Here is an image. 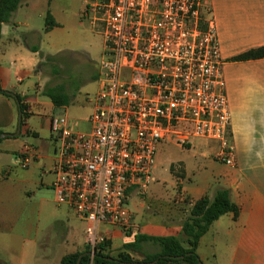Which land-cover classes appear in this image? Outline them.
<instances>
[{
	"label": "crops",
	"instance_id": "crops-1",
	"mask_svg": "<svg viewBox=\"0 0 264 264\" xmlns=\"http://www.w3.org/2000/svg\"><path fill=\"white\" fill-rule=\"evenodd\" d=\"M210 7L224 61L222 71L231 112L234 163L227 165L215 158L220 148L217 143L196 141L195 147L208 160L202 166L201 184L181 188L172 196H178L183 207L159 214L151 204L164 196L162 190L152 185L154 180L143 198L148 200L147 205L137 201L131 208L134 224L129 233L115 227H101L113 254L123 251L138 235L181 238L183 223L190 217L194 204L226 190L239 208L238 215H222L201 238L197 248L201 263L264 264V59L230 62L249 50L264 47V0H210ZM48 14L55 26L45 31L46 20L44 28L36 22L45 15L47 19ZM86 28L95 33L101 29L86 14V0H24L12 22L2 27L0 84L3 90L24 98L29 116L18 136L0 140V264H61L64 257L83 252L87 247L85 230L80 232L66 224H63V239L54 241L50 233L42 236L37 206L29 204L25 196L29 193H22V188L10 180L13 170L9 163H4L9 157L12 161L14 156L13 166L20 167L18 159L27 145L20 137L34 133V138L41 140V147L33 146L36 159L27 168H20L29 170L37 162L44 172L42 187L52 189L54 180L46 183L45 179L56 162L50 133L53 117L45 120L43 115L56 107L44 92L47 100L41 102L39 66L44 58L80 54L75 48L79 43L76 35ZM68 35L76 39L66 42ZM51 47L58 49L57 54L48 52ZM97 77L98 69L96 81ZM19 116L16 101L0 94V131L16 134ZM33 118L43 122L41 127L50 133L51 142L42 139L41 133L29 126ZM27 181L33 182L32 172L27 175ZM147 245L153 253L160 251L151 242L142 244L143 251ZM131 255L137 260L144 257L139 252Z\"/></svg>",
	"mask_w": 264,
	"mask_h": 264
},
{
	"label": "built area",
	"instance_id": "built-area-1",
	"mask_svg": "<svg viewBox=\"0 0 264 264\" xmlns=\"http://www.w3.org/2000/svg\"><path fill=\"white\" fill-rule=\"evenodd\" d=\"M86 14L104 39L98 90L86 129L52 118L51 172L55 201L85 223L94 251L108 241L102 226L132 230L131 196L148 193L162 144L214 142L227 165L235 149L210 0H86ZM36 157L26 145L18 160Z\"/></svg>",
	"mask_w": 264,
	"mask_h": 264
},
{
	"label": "rangeland",
	"instance_id": "rangeland-1",
	"mask_svg": "<svg viewBox=\"0 0 264 264\" xmlns=\"http://www.w3.org/2000/svg\"><path fill=\"white\" fill-rule=\"evenodd\" d=\"M45 20L46 15L44 18L38 19L36 25L44 28ZM24 30L21 29V31ZM76 37L79 43L75 48L80 54L71 55L70 53H65L58 57L44 58L39 66V77L42 83L39 97L43 99L41 102L47 100L43 96V92L48 87L53 90L66 92L72 98L71 105L67 108H56L54 111L49 110L45 116L43 115V118L48 120L50 117L64 116L75 130H84L93 111L89 100L95 96L98 90V83L95 80L96 70L104 54V39L101 29L99 33H95L89 28L83 29ZM74 39L76 38L73 35H68L65 41ZM48 52L55 55L58 49L51 47ZM42 123L38 118H33L29 121V126L36 128L41 133L42 139L51 142L52 140L49 141L50 133L41 127ZM20 139L27 145L41 147V140L34 138V133H30L29 136H21ZM52 144L54 145L53 141ZM11 157L14 162V156ZM206 158L195 146L193 148H184L173 143H165L159 147L153 171V177L156 182H153L152 185L162 190L161 195L164 197L157 198L151 204L155 212L160 214L166 210L171 211L172 209L183 207L178 202V196L173 197L172 195H175L181 188L201 184L203 181L202 166L208 161ZM12 161L10 157L4 160V163H9L13 170L10 180H13L15 185L22 188V193H29V196L25 194L29 204L37 206L43 237L46 236V233H50L54 241L63 239V232H65L63 224L72 226L80 232L85 230V223L78 219L72 210L66 206L59 205L55 201L52 189L42 187L40 182L43 179L42 177H44V172L42 168L38 167L37 162L29 170H22L20 163V167H14ZM31 172L33 173V182L27 181V175ZM48 177L45 179L46 183L55 179V175L52 173ZM144 197L145 195L134 193L131 197L130 209L133 208L137 201L147 205L148 200L143 199ZM150 247V245H147V247H144V251L141 249L142 254L153 253L154 250ZM137 258L140 259L142 256L137 255Z\"/></svg>",
	"mask_w": 264,
	"mask_h": 264
},
{
	"label": "trees",
	"instance_id": "trees-1",
	"mask_svg": "<svg viewBox=\"0 0 264 264\" xmlns=\"http://www.w3.org/2000/svg\"><path fill=\"white\" fill-rule=\"evenodd\" d=\"M24 0H0V40L2 27L12 22L15 12L22 5ZM55 26L50 14L47 15L45 31L51 30ZM36 52V49H33ZM264 59V47L249 50L239 56L230 59V62H244L250 60ZM44 93L49 97L56 108H67L72 103V98L61 90L47 88ZM0 94L14 99L22 115V126L29 116L28 107L24 98L18 94H12L2 89L0 84ZM3 132L0 131V135ZM239 208L231 201L230 194L226 190H220L210 199L203 197L198 200L191 211L190 217L183 223L182 237H150L138 235L135 241L127 244L124 250L117 255L110 251L109 241L98 245L93 251L89 246L83 252L68 255L63 258L61 264H200L201 259L197 253V248L201 238L210 230L212 224L226 213L238 215ZM151 242L159 246L157 253H144L142 260L135 259L131 252H141L142 244Z\"/></svg>",
	"mask_w": 264,
	"mask_h": 264
},
{
	"label": "water",
	"instance_id": "water-1",
	"mask_svg": "<svg viewBox=\"0 0 264 264\" xmlns=\"http://www.w3.org/2000/svg\"><path fill=\"white\" fill-rule=\"evenodd\" d=\"M21 131H22V115L20 114V116H19V123H18V129H17L16 134H14V135H11V134H2V135H0V140L1 139H4V138H7V137L18 136L21 133ZM81 258L82 257H80V259L78 261V264L80 263ZM200 264H202V263H200Z\"/></svg>",
	"mask_w": 264,
	"mask_h": 264
}]
</instances>
